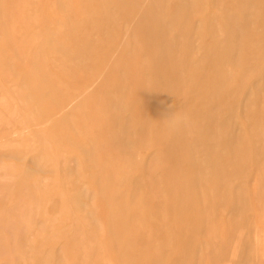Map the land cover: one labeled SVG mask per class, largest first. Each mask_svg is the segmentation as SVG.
Returning <instances> with one entry per match:
<instances>
[{"label":"rangeland","instance_id":"obj_1","mask_svg":"<svg viewBox=\"0 0 264 264\" xmlns=\"http://www.w3.org/2000/svg\"><path fill=\"white\" fill-rule=\"evenodd\" d=\"M0 264H264V0H0Z\"/></svg>","mask_w":264,"mask_h":264},{"label":"bare ground","instance_id":"obj_2","mask_svg":"<svg viewBox=\"0 0 264 264\" xmlns=\"http://www.w3.org/2000/svg\"><path fill=\"white\" fill-rule=\"evenodd\" d=\"M141 26H142V24H141ZM150 26H151V25H150ZM152 40H153V39H152ZM176 49H177V48H176ZM174 52H175V51H174ZM174 52H173V53H174ZM176 52H177V51H176ZM176 52H175V53H176ZM114 56H115V55H114ZM114 56H113V58H114ZM172 56H173V55H172ZM172 56H171L170 58H173ZM165 57H168V60H169V55H168V56L165 55ZM165 57H163V59H167V58H165ZM174 57H176V56H174ZM175 59H176V58H175ZM175 59H174V60H175ZM111 61H113V59H112ZM165 61H166V60H164V62H165ZM160 62H161V61H160ZM168 63H169V62H168ZM170 63H172V66H171L172 68L170 67V69H171L170 71L172 72V70H173V65H174V64H173V62H170ZM163 64H164V63H163ZM122 65H123V64H122ZM159 65H160V64H159ZM165 65H166V64H165ZM160 66H161V65H160ZM160 66H159V68H160ZM176 66H177V65H176ZM108 68H109V66H108ZM122 68H123V67H122ZM155 68H156V67H155ZM159 68H156V69H159ZM164 68H165V67H164ZM175 68H176V67H174V70H176L177 72H179V70H177L178 67H177L176 69H175ZM159 70H160V69H159ZM174 70H173V71H174ZM101 71H102V70H101ZM103 71H104V70H103ZM109 71H110V70H109ZM176 71H175V73H177ZM152 72H153V71H152ZM162 72H163V71H162ZM107 73H108V72H107ZM158 73H159V72H158ZM164 73H165V72H164ZM175 73H174V74H175ZM127 74H128V73H127ZM127 74H126V76H127ZM154 74H156V73L154 72ZM190 74H191V73H190ZM156 75L159 77L158 74H156ZM105 76H106V75H105ZM155 79H156V78H155ZM195 79H196V78H195ZM157 80H158V79H157ZM157 80H156V81H157ZM102 83H103V82H102ZM107 83H108V82H105L104 84H107ZM171 83H172V82H171ZM165 84H168V85H169V83H165ZM202 84H203V83H202ZM172 85H173V84H172ZM106 86H107V85H106ZM156 86L160 87L159 84L156 85ZM166 86H167V85H166ZM168 87H169V86H168ZM168 87H166V88H168ZM174 87H175V86H174ZM176 87H177V86H176ZM103 88H104V85H103ZM154 88H155V87H154ZM160 88H161V87H160ZM156 89H157V87H156ZM158 89H159V88H158ZM154 90H155V89H154ZM176 90H177V89H176ZM176 90H175V91H176ZM168 91H169V90H168ZM159 92H160V91H159ZM169 92H171L170 94L172 95L173 91L170 90ZM156 93H157V91H156ZM147 94H148V93H147ZM160 94H162V93H160ZM160 94H159V95H160ZM176 94H177V93H176ZM179 94H180V93H179ZM144 95H145V94H144ZM140 96H141V95H140ZM157 96H158V95H157ZM173 96H174V94H173ZM180 96H181V94H180ZM123 97H124V95H123ZM174 97H175V96H174ZM176 98H178L177 95H176ZM176 98H175V99H176ZM181 98H182V97H181ZM175 99H174V100H175ZM176 100H177V99H176ZM164 102H165V101H164ZM167 104H168V103H167ZM169 105H170V104H169ZM180 105L182 106V102H181ZM130 106H131V105H130ZM181 106H180V107H181ZM172 107H174V106H172ZM172 107H170V108H172ZM132 108H133V107H132ZM148 111H149V110H148ZM61 114H62V113H61ZM61 114H60V115H61ZM60 115H59V116H60ZM37 116H38V115H37ZM177 116L180 117L179 114H178ZM175 119H176V118H175ZM175 119H174V120H175ZM177 119H179V118H177ZM181 119H182V118H180V120H181ZM180 120H179V121H180ZM59 121H60V120H59ZM179 121H177V122L179 123ZM136 122H137V121H136ZM171 122H172V121H171ZM177 122L175 121L174 123H177ZM180 122H182V121H180ZM73 123H74V122H73ZM172 123H173V122H172ZM172 123H171V124H172ZM171 124H169V125H171ZM179 124H182V123H179ZM185 124H186V123H185ZM94 125H95V124H94ZM148 125H149V124H148ZM174 125H175V124H173V126H174ZM176 125H177V124H176ZM76 126H77V123H76ZM173 126L171 125V126L169 127V128H171V131H172V128L175 127V126H174V127H173ZM180 126H181V125H180ZM175 128H177V127H175ZM76 129H77V128H76ZM135 129H136V128H135ZM181 131H182V130H180V131L178 130V132H181ZM183 131H184V129H183ZM183 131H182V132H183ZM23 132H24V131H23ZM113 132H114V131H113ZM123 132H124V131H123ZM172 132L175 133L174 131H172ZM184 132H185V131H184ZM173 133H172V135H173ZM179 134H180V133H179ZM179 134L177 133V135H179ZM184 134H185V133H184ZM114 135H115V134H114ZM175 135H176V134H175ZM177 135H176V137L179 138V136H177ZM180 135H182V134H180ZM184 136H186V135H184ZM182 137H183V135H182ZM183 138H184V137H183ZM185 138H186V137H185ZM104 139H105V138H104ZM174 139H175V138H174ZM179 139H180V138H179ZM186 139H187V138H186ZM175 140H176V139H175ZM103 141H104V140H103ZM187 141H188V140H187ZM70 142H71V141H70ZM89 142H90V141H89ZM181 142H182V141H181ZM183 142H184V141H183ZM123 144H124V143H123ZM104 145H105V144H104ZM184 145H185V144H184ZM184 145H182V146L184 147ZM186 145H188V144H186ZM191 145H192V144H190V146H191ZM182 146L180 147L181 149H182ZM107 147H108V146H107ZM91 148H92V147H91ZM94 148H95V147H94ZM167 148H168V147H166V149H167ZM169 148H170V147H169ZM172 148L174 149V146H172ZM172 148H170V149L173 151ZM186 148H187V147H186ZM188 148H189V146H188ZM92 149H93V148H92ZM95 149H96V148H95ZM178 149H179V148H178ZM184 149H185V148H184ZM184 149H183V151H185ZM190 149H191V147H190ZM167 150L170 152L169 149H167ZM179 150H180V149H179ZM179 150H178V151H179ZM186 150H187V149H186ZM105 151H106V150H105ZM187 151H188V150H187ZM189 151H190V150H189ZM173 152H174V151H173ZM179 152H180V151H179ZM181 152H182V150H181ZM84 153H85V152H84ZM96 153H97V152H96ZM174 153H175V152H174ZM174 153H173V155H169V154H171V153H168L169 157L174 156V158H175L176 155H177V151H176L175 155H174ZM184 153H185V152H184ZM187 153H188V152H187ZM187 153H186V154H187ZM182 154H183V152H182ZM186 154H184V156H186ZM109 155H110V154H109ZM178 155H180V154H178ZM191 155H192V153H191ZM125 157H126V156H125ZM186 157H188V155H187ZM192 157H193V156H192ZM171 158H173V157H171ZM171 158H170V160H173V159H171ZM179 158L183 159L182 156L179 157ZM179 158H178V159H179ZM194 158H196V157H194ZM93 159H94V155H93ZM176 159H177V158H176ZM181 159H180V161H181ZM98 160H99V159H98ZM101 160H102V159H101ZM101 160H99V162H100ZM190 160H191V159H188V161H190ZM192 160H193V159H192ZM174 161H175V159H174ZM174 161H172L173 164H174ZM180 161H179V162H180ZM188 161H187V162H188ZM193 161H194V160H193ZM97 162H98V161H97ZM99 162H98V164H99ZM102 162H103V160H102ZM102 162H100V163H102ZM177 162H178V161H177ZM93 163H95L94 160H93ZM103 163H104V162H103ZM166 163H167V162H166ZM175 163H176V162H175ZM194 163H195V161H194ZM194 163H193V164H194ZM169 164H170V163H169ZM167 165H168V163H167ZM174 166H175V164H174ZM177 166H179V163L176 165V167H177ZM148 170H149V169H148ZM86 176H87V175H86ZM179 180L181 181V179H179ZM179 180H178V181H179ZM180 181H179V184L182 182V181H181V182H180ZM136 182H137V181H136ZM139 183H141V182H139ZM152 183H153V182H152ZM135 185H137V184L135 183ZM137 187H138V186H137ZM118 192H119V191H118ZM111 194H112V193H111ZM193 194H194V192H193ZM140 202H141V201H140ZM137 211H138V210H137ZM105 214H106V213H105ZM111 216H112V215H111ZM112 226H113V225H112ZM112 228H113V227H112ZM113 236H114V233H113ZM121 236H122V234H121ZM115 239H116V238H115Z\"/></svg>","mask_w":264,"mask_h":264}]
</instances>
